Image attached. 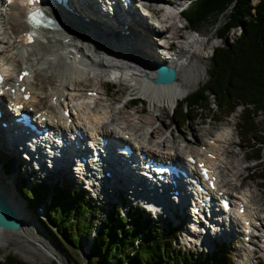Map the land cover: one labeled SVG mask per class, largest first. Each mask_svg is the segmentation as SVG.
I'll use <instances>...</instances> for the list:
<instances>
[{"label":"bare ground","instance_id":"6f19581e","mask_svg":"<svg viewBox=\"0 0 264 264\" xmlns=\"http://www.w3.org/2000/svg\"><path fill=\"white\" fill-rule=\"evenodd\" d=\"M146 1L149 0H140L141 7L147 9L160 26H152L147 21L146 13L142 9V12H140L137 6L133 5V2H136L135 0H131V9L124 17L110 22H106V19L100 16L97 8L90 7L87 2L78 4L74 0H70L69 2L73 14L64 11L61 6H58V8L52 11V14L49 16H58L68 23V19L75 16L77 19H82L83 22L88 25L96 26L102 32H120L121 35L127 36L134 47L140 49L147 65L142 64L143 62L140 63L133 55L131 56L132 50L129 45H120L112 39H110L109 42V56V54L105 52V40L103 36L99 33V35L96 34L97 32L95 33L93 30L88 31L85 28L74 26L70 23L68 30H59L55 25L52 26L55 27L53 29H44L40 32L39 41L33 45H25V43L20 40L21 34L27 30L24 16L17 7L9 6L7 8L5 7V10L0 14V66L4 69L6 83L11 85L10 88H14L13 84L16 81L14 80V74L15 78H17L22 71H28L29 76L24 79L22 85L27 86V90L32 92L33 88L31 87L30 79L33 77V74L30 69L26 66L19 70V72H16L15 67L28 63V57L32 56L35 58V63L31 65L32 68L33 66H36L41 70H45V66H47L46 70L53 68V72L50 76L48 74L43 75L44 88L47 84H54L56 78L57 80H61L60 85H58V87L56 86V88H52L51 94L44 92L43 96L35 94L37 92H31L32 97L26 105V110L38 107V112L41 114L40 118L44 117L50 121L53 129L65 133H67L68 128L76 129L82 137L90 138L92 142H95L96 136L114 140L116 138H124L127 135L129 139L126 143L130 144L133 142L135 150H141L148 158L166 156L168 159L181 161V155L183 153L181 154L179 151H175L172 148H166L165 145L161 143L155 144L157 147L161 146L159 150H153L151 143L143 140L134 127L129 129L124 122H118V120L115 122V119H112V117L115 116V113H112L113 110L108 111L104 108L99 109V104L106 99L99 97L97 100V106L95 107L89 105L84 106V104L87 103V97H83L84 93L82 94L81 91H78L76 94H72L70 92L71 89H68V86L71 84L78 85V77H84L86 73H93L94 79H98L100 76H114L116 78L119 75L120 82L122 76L127 75L129 79L135 82V85L130 88L131 91L133 93L135 92L134 94L137 96L140 95L146 97V100L149 102V107L150 109L152 108L153 111H156L160 105H163L164 107L170 106V109L177 105L178 101L184 97L185 93V90L183 91L182 89L183 84L181 81H183L184 77L180 66L187 61L188 58H186V55L190 54L189 52L194 46L200 48L203 44L195 41L194 37H186L188 33L184 32L186 39L183 40H186V43H184L189 49L187 48L188 50H184L182 46H178L173 57L174 50L171 47V45H173L172 39H178V37H180V32L186 31L184 25H182L184 27L183 29L179 28L181 26H175V23L171 24V21L174 20L175 16L172 13L174 2L173 0H157V4H148ZM167 8L170 9V11ZM137 15L139 18H135ZM175 17L177 18V16ZM155 37L156 39L163 40V43L157 47H155L157 45V42L154 41ZM189 44L190 46H188ZM165 45L169 46L173 53L172 55L170 54L169 56L161 57L162 55L159 51L162 49L161 47ZM26 47H30V50L26 51L29 56H24V54L19 53V50ZM15 52L20 54L15 57L17 59L10 57V55L15 54ZM156 63L164 64L176 71V78L173 84L167 86L155 85L153 69ZM65 83H67L66 86ZM74 85H71L72 88ZM75 89L76 88H73L72 90L74 91ZM88 91L97 92L96 89ZM41 94H43V91ZM79 95L80 99H83V102L78 104L75 96ZM104 95L108 99L107 88L106 91H104ZM54 97H56V102H58L61 107V112L54 110L52 107L51 102ZM7 98L9 99L8 103L13 102V107L22 104L19 95L14 96L13 98L5 95L0 98V108L3 109V112L0 109L2 115L0 121L3 122L9 118L6 105ZM47 98H49L51 102L47 103L45 101ZM65 110H69L71 114L67 118L63 117ZM68 122H71L69 126ZM119 123H121V125H119ZM140 123H143L144 126L149 125L148 118L145 117L141 119ZM111 126H114V128H111ZM154 130H152V133ZM146 133L148 134L149 132ZM12 136L11 131L4 130L0 126V149L4 148L6 141H8L4 140V137L11 138ZM232 136V130H230V128H225L213 134L211 137L209 135L205 142H200L196 137L194 143L199 141L200 143L198 142L197 147H203L205 151L201 153L196 151L193 154L185 152L187 154H185L184 159L187 155H194L198 162H205V164L208 167L213 168L219 176L220 172H224L225 170L232 173V169L230 170L228 168L229 162H224L232 157L229 154L228 149L234 145ZM74 137L75 140H78V136L74 135ZM207 154H210L214 158H208ZM13 158L15 159L16 170H18L22 162L16 155L13 156ZM71 170L72 168L66 167L64 162L62 163L61 171H57L53 177H55V179L66 178L72 180L71 177L73 176ZM217 170L221 171L218 172ZM107 172L110 173L111 177L107 178L105 182L112 183L116 187H118L122 181L130 187L133 185L129 174L126 172H117L115 166L109 167ZM239 172L240 170H237V172L233 173L231 176L235 178V180H239L240 177L237 175V173L240 174ZM224 174L228 175L226 172ZM247 178L250 177L247 176ZM15 180L16 173L7 174L0 166V197L8 203L11 210L19 218L22 224L21 229L18 231H5L0 229V242L4 243L7 242L5 241V237H8L12 233L27 234L28 231L26 227L27 221L25 218L24 205L16 191ZM245 182L246 177H244V182L242 184L239 182L237 185L234 184V186L231 187V191H229V189L225 187L228 185V182L221 180L220 184L222 185L219 190L224 193H230L233 202L241 201L244 204L245 213L243 215H238L235 212L233 215V221H236L243 227L242 231H245L246 229L243 226L246 222H250L253 225H257L260 222L263 225L262 229L264 230L263 217L260 216V211L263 209H260L259 205L254 202L251 189L248 186L246 189H243L246 187ZM238 189L240 190L239 192L236 191ZM170 192L171 190H167L164 198L167 204L166 218L173 219L175 217V206L170 199ZM104 195L107 197L105 193ZM191 210H193V207ZM186 218L187 216L184 214L183 219L185 220ZM3 234L4 237L1 236ZM222 237L226 241H229L230 239L236 238V235L223 233ZM256 253L257 252L253 250H243V257L240 259L241 263H239L253 264V260L256 258Z\"/></svg>","mask_w":264,"mask_h":264},{"label":"trees","instance_id":"16d2710c","mask_svg":"<svg viewBox=\"0 0 264 264\" xmlns=\"http://www.w3.org/2000/svg\"><path fill=\"white\" fill-rule=\"evenodd\" d=\"M253 1L190 0L182 14L186 24L195 32L210 23L221 46L213 49L206 82L176 105L170 122L183 126L206 113L220 115L219 122L241 108L236 125L240 144L255 158L257 177L264 181V0ZM235 29L240 34L231 41ZM130 104L138 105L139 100ZM258 116L263 117L261 123L255 119ZM4 166L11 169L10 163ZM30 182L32 188L20 181V191L32 210L38 204L45 206L46 220H39L43 229L68 251L76 252L81 242H90L83 264H233L229 247L211 255L185 251L176 229L151 224L136 208L126 214L117 206L101 211L67 181L53 186ZM0 264L23 263L8 253Z\"/></svg>","mask_w":264,"mask_h":264},{"label":"rangeland","instance_id":"374dc122","mask_svg":"<svg viewBox=\"0 0 264 264\" xmlns=\"http://www.w3.org/2000/svg\"><path fill=\"white\" fill-rule=\"evenodd\" d=\"M173 1L178 4H181L183 0H173ZM257 1L258 0H254L253 2L256 3ZM146 3L157 4L158 2L157 0H153V1L149 0V1H146ZM168 10L170 11V9ZM135 18H139L138 15L135 16ZM68 21L70 24L74 26L85 28L88 31L93 30L95 31V33L97 32L96 34L99 33L101 36H103L105 40L104 42L105 52H107L109 56H110V49H109L110 43L109 42H110V39H112L116 41V43H119L120 45H129L132 50L131 56L133 55L135 58H137V60L140 63L143 62L142 64L147 65L146 61L144 60L145 58L141 54L142 52L140 51V49L134 47L130 43V40L127 38V36L121 35L120 32L118 33L102 32L96 26L88 25L84 23L82 19L80 18L77 19L75 16L70 17ZM173 23H175V26L183 27L182 25L183 24L185 25L186 22L182 18H178V17L176 18L174 16V20L171 21V24ZM211 26L212 25L210 23L205 24L199 30L195 31V33H192V36L194 38L199 36L198 43H202L203 46L200 48H197L195 46L193 48L191 47L192 49L189 52L190 54H188L189 57L188 55H186L187 56L186 58H188L187 61L182 63V65L180 66V68L182 69L183 77H184L183 81H181V83L183 84L182 89L183 91L185 90L184 97L182 99H184L191 92L196 91L199 88V86H201L203 83L206 82L207 77H208V68L210 65L211 53L213 49H215V47L221 46V41L215 37L214 32L211 31ZM184 32L188 33L186 37L190 35V33L186 30V31L180 32V37H178V39H172L173 45H171V47L174 50V53L172 55L173 57L175 55V51H177L178 46H182L184 50L189 49L187 46H185L186 40L185 41L183 40V39H186ZM229 36H231V33ZM178 40L180 41L178 42ZM154 41L157 42V45L155 47L163 43V40L156 39V37L154 38ZM188 46H190V44ZM27 50H30V47H26V48H23L22 50H19V53L24 54V56H29L27 55V52H26ZM19 53L15 52V54L10 55V57L15 58L16 56L20 55ZM200 55H206V58H202L203 56H200ZM31 57L32 56L28 57L29 62L27 63V65L30 67L33 63H35V58L32 57L31 59ZM161 57H165V56H161ZM46 67L47 66L44 67L45 70H46ZM21 68H22L21 66H16V72H18ZM45 70L38 69V67L36 66H33L32 68V71L34 73H33V77L30 79V83L32 85V88L35 89V92H37L36 93L37 95L43 96L44 92L51 94L52 88L54 87L56 88V86L58 87V85H60L61 83V80L59 79L57 80L56 78L55 80L56 82L54 84L53 83L47 84L44 88L43 75L48 74L50 76L51 73L53 72V68H50V70H46L47 72ZM93 76H94L93 73H86L84 77L82 76L78 77L77 79L79 80L78 85L71 84V85H74L73 88H76L73 94H76L78 91H81L83 94L85 90L96 89L98 90L96 92L97 95H99V97H103L102 90L106 91L107 86H109L110 90L107 91L108 99L106 98L104 102L100 101L102 103L99 104V107H100L99 109L104 108L108 111L113 110L112 113L113 114L115 113V116L112 117V119L113 120L115 119V122H117V120L118 122L122 121L125 124H127V127H129V129H132L134 127L135 130L138 131V135H140L141 138H143V140L150 142L151 145L161 143L165 145L166 148H172L175 151H179L181 154L183 153V155L185 154V152L195 153L198 150L201 151L197 147L199 141L205 142L207 141V138L209 135L211 137L213 134L225 128H230L228 125L235 127V124L238 122L240 109H237L236 112L233 113V115H231L230 118H228L225 121H222L221 123H216L214 120H210V119H206L204 121L205 116L211 117L212 119H217L219 117V115L216 113L215 115H209L208 113H206V115L203 114L202 117H199L198 119H193V120L191 119L187 125H183V126L173 125L169 119L170 114H171L170 106L164 107L163 105H160L156 111H153L152 108L150 109L149 102L148 100H146L147 99L146 97H143L140 95L137 96L134 94L135 92L133 93L131 91L130 88L131 86L135 85V82L129 79L127 75L122 76L121 82L119 80V75L116 78L114 76H111V77L100 76L98 79H94ZM66 85L67 83H65V86ZM71 85L68 86L69 90L73 89ZM42 91H43V94H41ZM85 96L86 94L84 93V97ZM75 97L76 98L79 97L77 99L78 104L80 102H83V99H80V95L75 96ZM86 97H87L86 102L88 103L89 106H92L93 97L91 96H86ZM132 97L142 98L141 102L135 107H133L134 110L128 109L129 107L125 106L127 99L132 98ZM45 101L49 103V98H47ZM53 107L58 112L60 111L55 106ZM133 111H134V114H133ZM145 117L148 118V122H149V125L147 126H144L143 123H140V120ZM255 119L256 121H259L261 123L263 117L258 116ZM119 125H121V123H119ZM224 126H228V127H224ZM234 127H233V130L232 128H230V130H232V134L234 131V134L232 136L234 145L228 148L229 154L232 157L228 161H224L226 163L229 162V165L228 164L227 165L230 170L232 169L231 170L232 173L226 170L224 172H220L221 170H218V171L220 172L222 176L221 178L222 181L228 182V185H226V188L228 189H232L231 187L234 186V184L237 185L238 182L242 184L244 182V177L250 176L251 177L250 180L248 179L247 180L248 182L247 181L245 182L246 187L243 189H246L248 186L251 189V194L253 196L254 202L257 205H259L260 209H264V191L262 189V186L260 185L261 181H259L258 179H255L254 177L258 173L256 171L258 164L256 162L249 163L246 161L245 159L246 152L244 150H241L240 148L238 138H237V133ZM111 128H114V126H111ZM152 130H154L153 133H152ZM146 132H149V133L147 134ZM196 137L197 139H199V141L194 143V139ZM257 145H259V143ZM156 147H153V149L157 150V148L159 149L161 148V146L157 148ZM0 152L3 153L4 150L2 151V149H0ZM2 153H0V156L5 157L6 159L7 157L4 156ZM12 159L15 161L14 158ZM2 161L3 160L1 159L0 166L2 165ZM234 166H235V169H234ZM237 170H240L239 172L240 174L237 173V175H239L240 177L239 180H235V178L231 176L233 173L237 172ZM17 171L21 173L23 177L27 178L26 177L27 170L23 171V169L18 168ZM225 172L228 175H225L224 174ZM71 179L74 180L75 177L73 176L71 177ZM30 180H35V182H40V183L41 182L46 183L47 185H53L55 182V177H51L49 180H45L31 173ZM57 180H67L71 186H74L75 188H79L80 191L81 190L84 191L83 193L86 194V197L89 198V200H91L92 203H94V205L99 206L101 210L105 211L108 208H110V206L112 205V202H110L109 205H106V200L102 198H96L94 193H88L87 190H85L84 188H81L79 186L77 187L75 186V184L70 183L72 180H68L66 178H58ZM26 184L30 188L33 187L32 184L29 182V178H27ZM223 185H224V182H223ZM15 188L19 195V198L22 199L21 201L24 205L25 218L27 221L26 227L28 231H27V234L26 233H21V234L12 233L8 237H5V241L7 242L5 243L0 242V262H3L4 257L6 256V254L9 253V254L14 255L16 258H18L23 264H75V261H78L83 264V262L85 261L84 258L86 256L83 255L82 251L85 250V248H89L90 242L89 241L81 242V245L79 248H77L76 252L68 251L62 245L61 241L56 236H52L50 233H48L47 231L43 229V226L40 223L41 221H39L40 219H42V221H45L43 217L44 216L43 207H39L36 211L32 210L26 204L23 194L20 191L19 183L15 185ZM46 198H49V196ZM112 201H115V200L113 199ZM131 204L132 203H129L128 205L126 204L127 210L129 208H134L133 206H131ZM144 215L145 217L149 218V220H151L152 223L155 221L154 215L151 217H148L146 213ZM101 217L102 216L100 215L97 219L100 220ZM158 220H161L160 223H161V226L163 227L165 225L164 217L161 216L158 218ZM1 236L4 237V234ZM184 236L185 235L181 233L179 242H180V245H182L185 248V250H191V251L200 250L199 245L197 247H194L192 244L188 245L185 241ZM255 243H257L258 253L255 254L256 258L253 260V264L254 263L264 264V255H262L263 247H264V238H260ZM254 246L255 245L252 244L248 246V248L252 249L254 248ZM230 247L234 251L235 263L240 264L241 263L240 255L242 254L243 246L241 245L240 241L237 239V241L231 244Z\"/></svg>","mask_w":264,"mask_h":264},{"label":"water","instance_id":"95a60500","mask_svg":"<svg viewBox=\"0 0 264 264\" xmlns=\"http://www.w3.org/2000/svg\"><path fill=\"white\" fill-rule=\"evenodd\" d=\"M154 83L155 85H171L176 78V71L164 64L156 63L154 65ZM22 227L21 221L11 210L8 203L0 197V229L5 231H18Z\"/></svg>","mask_w":264,"mask_h":264},{"label":"built area","instance_id":"2783aa9c","mask_svg":"<svg viewBox=\"0 0 264 264\" xmlns=\"http://www.w3.org/2000/svg\"><path fill=\"white\" fill-rule=\"evenodd\" d=\"M254 3V2H253ZM240 34V30L239 29H235V30H232L231 31V41L235 38V37H238Z\"/></svg>","mask_w":264,"mask_h":264},{"label":"snow or ice","instance_id":"6c2138e0","mask_svg":"<svg viewBox=\"0 0 264 264\" xmlns=\"http://www.w3.org/2000/svg\"><path fill=\"white\" fill-rule=\"evenodd\" d=\"M8 2H9V3H11V2H12V0H8ZM30 39H31V38L29 37V40H30ZM0 79H2V77H0Z\"/></svg>","mask_w":264,"mask_h":264}]
</instances>
